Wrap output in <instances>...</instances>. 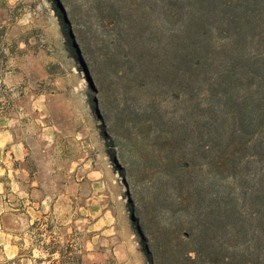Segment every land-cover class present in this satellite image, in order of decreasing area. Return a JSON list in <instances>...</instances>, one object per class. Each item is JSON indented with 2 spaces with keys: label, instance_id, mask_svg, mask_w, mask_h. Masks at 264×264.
I'll return each instance as SVG.
<instances>
[{
  "label": "trees",
  "instance_id": "16d2710c",
  "mask_svg": "<svg viewBox=\"0 0 264 264\" xmlns=\"http://www.w3.org/2000/svg\"><path fill=\"white\" fill-rule=\"evenodd\" d=\"M84 11L82 23L69 15L99 85L140 99L136 124L175 173L183 217L151 237L152 262L264 264V0H86ZM12 40L0 24V75ZM32 239L34 264H101L76 239Z\"/></svg>",
  "mask_w": 264,
  "mask_h": 264
},
{
  "label": "rangeland",
  "instance_id": "374dc122",
  "mask_svg": "<svg viewBox=\"0 0 264 264\" xmlns=\"http://www.w3.org/2000/svg\"><path fill=\"white\" fill-rule=\"evenodd\" d=\"M85 5L0 0V24L16 42L0 75V264H34L36 231L76 239L101 264H154L151 237L183 217L175 173L156 160L165 151L153 152L136 124L140 99L109 77L100 86L80 46L69 14L82 23Z\"/></svg>",
  "mask_w": 264,
  "mask_h": 264
}]
</instances>
